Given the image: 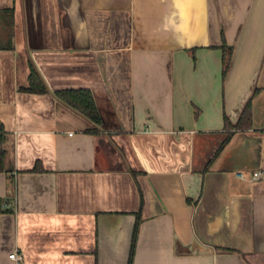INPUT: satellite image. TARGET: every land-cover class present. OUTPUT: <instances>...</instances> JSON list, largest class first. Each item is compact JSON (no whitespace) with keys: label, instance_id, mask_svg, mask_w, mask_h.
Wrapping results in <instances>:
<instances>
[{"label":"crops","instance_id":"1","mask_svg":"<svg viewBox=\"0 0 264 264\" xmlns=\"http://www.w3.org/2000/svg\"><path fill=\"white\" fill-rule=\"evenodd\" d=\"M0 127V264H264V0H0Z\"/></svg>","mask_w":264,"mask_h":264},{"label":"trees","instance_id":"2","mask_svg":"<svg viewBox=\"0 0 264 264\" xmlns=\"http://www.w3.org/2000/svg\"><path fill=\"white\" fill-rule=\"evenodd\" d=\"M223 49L226 54L225 55L226 62H225V68H224V76H226L231 66L233 49H231L230 55H227V47L225 44L223 45ZM28 90L38 91V92L46 91L45 86L43 85L42 81L40 80L37 73H35V71H32V73L30 74V86L28 87ZM58 96L64 101H66L68 104H70L71 106L75 107L76 109L80 110L87 116L91 117L93 120L99 121V117H98L99 114L97 111V107L95 105L93 96L91 95L90 92L85 91V90H62L58 92ZM243 115H244V118H246V121L249 122L250 121V103L247 104L243 112ZM243 115H242V118H243ZM3 142H4V132H3V129L0 127V171H3L5 169L4 167L5 150L3 148ZM140 221H141V217L138 214L137 222L134 227L132 245H131L128 264H133V261H134Z\"/></svg>","mask_w":264,"mask_h":264},{"label":"built area","instance_id":"3","mask_svg":"<svg viewBox=\"0 0 264 264\" xmlns=\"http://www.w3.org/2000/svg\"><path fill=\"white\" fill-rule=\"evenodd\" d=\"M261 174H262L261 172H255V173L253 174V178H254V179H258V178L260 177ZM239 176H240V177H244L243 174H239ZM10 257H11L12 259H14V260H19V257H18L17 252L12 253V254L10 255Z\"/></svg>","mask_w":264,"mask_h":264}]
</instances>
